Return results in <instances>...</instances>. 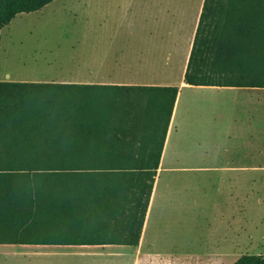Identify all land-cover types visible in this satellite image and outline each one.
<instances>
[{
  "label": "crops",
  "instance_id": "0c3cea01",
  "mask_svg": "<svg viewBox=\"0 0 264 264\" xmlns=\"http://www.w3.org/2000/svg\"><path fill=\"white\" fill-rule=\"evenodd\" d=\"M203 3L141 0V21H131L123 37L97 43L100 58L92 64L16 82L73 86L69 93L85 94L86 109L93 108L94 116L63 121L93 128H78L73 138L70 127H64L63 151L109 161L84 171L93 175L84 197L49 198L46 218L32 222L27 232H16L36 233L29 237L33 242L1 243L0 264H152L151 233L174 231L182 197L195 198L198 176L201 187L220 194L223 188L214 175H227L222 179L226 197L238 209L244 206L238 175L264 173V127L254 120L261 110L254 107L261 106L264 95L248 92L264 88L184 83ZM167 89H177L175 98ZM238 91L247 92L239 96L243 105L254 106L248 117L242 115L248 122L236 113L237 97L217 96ZM221 98L232 106L227 114L215 112ZM158 155L145 207L143 186L149 178L144 175L153 171L147 166ZM219 198L211 202L221 205ZM68 207L73 209L66 213ZM134 233H140L137 245L125 244Z\"/></svg>",
  "mask_w": 264,
  "mask_h": 264
},
{
  "label": "trees",
  "instance_id": "16d2710c",
  "mask_svg": "<svg viewBox=\"0 0 264 264\" xmlns=\"http://www.w3.org/2000/svg\"><path fill=\"white\" fill-rule=\"evenodd\" d=\"M53 1L0 0V32L16 16L38 12ZM184 83L190 86L264 88V0H204ZM70 88L73 86L0 82V221H5L0 223V236L36 234L16 232H27L32 222L46 218L49 198L79 200L84 197L88 193L83 191L84 185L93 180V175L84 171L109 161L63 151V128L70 127L72 132L69 135L75 138L78 128L91 129L90 124L66 126L64 122L61 133L55 134L39 130L40 125L60 117L94 116L93 108L86 109L85 94L69 93ZM166 91L172 92L175 98L177 89ZM67 96L73 98L71 102L83 105L76 104L77 108L63 111L59 103ZM171 107L169 105L168 119ZM30 128L39 134L28 133ZM158 161L159 155L147 166L153 171L144 175L149 178L148 184L143 186L147 189L145 207ZM128 182L123 180L124 184ZM70 208L73 209L68 207L64 211L69 213ZM139 235L134 233L133 239L123 242L136 246ZM15 240L33 242L20 237H0V244ZM233 264H264V257L245 255Z\"/></svg>",
  "mask_w": 264,
  "mask_h": 264
},
{
  "label": "rangeland",
  "instance_id": "374dc122",
  "mask_svg": "<svg viewBox=\"0 0 264 264\" xmlns=\"http://www.w3.org/2000/svg\"><path fill=\"white\" fill-rule=\"evenodd\" d=\"M140 16L141 0H54L38 12L18 15L0 32V82L34 80L83 69L100 58L97 43L123 37L131 21H141ZM220 93L217 96L238 98L236 113L240 120L253 112L254 106L243 105L244 100L239 98L247 92ZM248 93L264 95L262 90ZM64 99L59 103L63 111L83 105L71 102L69 96ZM231 108L224 98L215 104L216 113L220 110L227 114ZM254 108L261 109L254 117L256 125L264 127V102ZM54 120L40 125L39 130L61 133L63 119ZM28 133L39 134L32 128ZM238 176L240 194L245 189V203L239 204L240 209L236 201L230 200L233 198H227L229 191L222 183L227 175H214V183L223 188L220 194L216 189L201 187L202 178L198 176L195 198L182 197L174 231L151 233L152 264H233L245 255L264 257V173ZM218 195L221 205L211 202ZM190 200L192 204L195 200L194 206ZM1 235L3 239L31 237Z\"/></svg>",
  "mask_w": 264,
  "mask_h": 264
},
{
  "label": "bare ground",
  "instance_id": "6f19581e",
  "mask_svg": "<svg viewBox=\"0 0 264 264\" xmlns=\"http://www.w3.org/2000/svg\"><path fill=\"white\" fill-rule=\"evenodd\" d=\"M159 185V184H158Z\"/></svg>",
  "mask_w": 264,
  "mask_h": 264
}]
</instances>
